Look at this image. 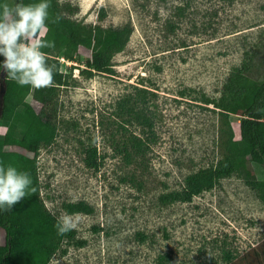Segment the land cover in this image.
Instances as JSON below:
<instances>
[{
  "label": "rangeland",
  "instance_id": "1",
  "mask_svg": "<svg viewBox=\"0 0 264 264\" xmlns=\"http://www.w3.org/2000/svg\"><path fill=\"white\" fill-rule=\"evenodd\" d=\"M59 1L77 6L83 23L130 22L133 32L106 70L74 69L59 89L57 136L37 154L40 197L58 219L67 202L92 212L70 213L75 236L48 264H264V201L244 177L222 178L187 202L161 198L224 155L227 123L201 98L218 97L255 47L264 0ZM86 57L83 49L74 61L60 57L59 69L85 67ZM14 117L0 120V136L22 135L25 116ZM226 121L238 138V118ZM92 145L97 169L84 162Z\"/></svg>",
  "mask_w": 264,
  "mask_h": 264
},
{
  "label": "trees",
  "instance_id": "2",
  "mask_svg": "<svg viewBox=\"0 0 264 264\" xmlns=\"http://www.w3.org/2000/svg\"><path fill=\"white\" fill-rule=\"evenodd\" d=\"M5 2L12 4L15 0ZM77 11L78 7L69 2L51 0L47 32L43 38L55 42L54 48L44 49L48 62L56 66L54 86L34 90L7 79L6 71L4 74L0 120L3 123L13 121L19 111L25 116V128L20 137L10 133L0 136V161L29 172L35 191L10 211L0 212V264H48L63 242L71 241L76 233L74 229L65 235L57 234L54 225L58 218L40 197L37 154L40 148L51 145L57 136L58 92L69 85L72 70L78 69L87 77L106 70L112 64L113 56L125 48L133 32L130 22L121 26L83 23L73 17ZM57 16L61 19L53 22ZM104 16L105 12L100 8L99 20ZM79 49L88 52L85 67L72 65L62 72L59 58L74 61ZM28 96L40 104L38 110L27 101ZM201 100L217 108L227 123L225 153L215 164L187 175L179 190L161 198L187 202L213 188L220 179L236 174L244 177L248 186L258 190L264 201V178L258 179L254 170V167H262L264 171V31L255 47L246 51L242 62L232 68L220 95L216 98L203 96ZM230 116L238 118V138L226 121ZM97 155L96 146H88L85 164L97 169ZM63 208L68 213L92 212V207L84 201L67 202Z\"/></svg>",
  "mask_w": 264,
  "mask_h": 264
},
{
  "label": "clouds",
  "instance_id": "3",
  "mask_svg": "<svg viewBox=\"0 0 264 264\" xmlns=\"http://www.w3.org/2000/svg\"><path fill=\"white\" fill-rule=\"evenodd\" d=\"M51 0H0V70L7 79L37 90L55 84L56 66L48 62L46 48L55 42L46 40ZM57 16L53 22H58ZM39 37V38H38ZM35 191L29 172L0 161V212L10 211L23 198ZM78 220L65 213L55 223L58 235L74 230Z\"/></svg>",
  "mask_w": 264,
  "mask_h": 264
},
{
  "label": "water",
  "instance_id": "4",
  "mask_svg": "<svg viewBox=\"0 0 264 264\" xmlns=\"http://www.w3.org/2000/svg\"><path fill=\"white\" fill-rule=\"evenodd\" d=\"M4 74L5 71H0V109H1V103H2V94L4 92V87H3V79H4Z\"/></svg>",
  "mask_w": 264,
  "mask_h": 264
}]
</instances>
